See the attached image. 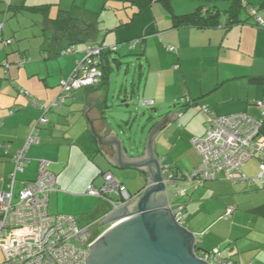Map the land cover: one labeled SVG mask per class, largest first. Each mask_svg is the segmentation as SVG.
Segmentation results:
<instances>
[{"label": "crops", "instance_id": "0c3cea01", "mask_svg": "<svg viewBox=\"0 0 264 264\" xmlns=\"http://www.w3.org/2000/svg\"><path fill=\"white\" fill-rule=\"evenodd\" d=\"M245 2L256 17L241 11L238 19L244 23L227 29L173 28L174 16L190 14L191 5L178 8L173 2L168 9L154 3L141 13L136 8L129 13L123 7L125 13L112 17L113 27L103 31L101 42L96 34L95 43L108 51L102 59V80L75 91L60 111L46 114L48 123L41 126L39 143L28 147L25 170L18 174V181L36 180L40 162H47L57 180L56 190L49 194L48 213L72 215L81 229L90 232L130 202L114 194L118 198L114 201L121 202L114 208L88 196V186L102 189L105 175L110 173L133 197H141L151 174L134 167H116L106 159L116 155L115 146L99 145L90 131L85 107L90 108L95 133L105 130L103 140L110 135L119 141L125 139L121 131L107 130L101 111L108 106H116L115 113L123 116L128 105L134 104L131 109L139 112L158 109V123L167 115L178 114L154 140V155L164 177L169 172L189 175L198 167L201 159L191 141L206 134L213 116L247 114L262 121L258 142L264 147V83L256 80L264 77V27L256 22L257 18L264 20V0ZM62 3L60 8H74V4ZM14 7H23L24 13L32 6L0 0V193L8 191L15 154L26 147L33 128L45 115L33 103L48 107L60 95L62 81L73 74L89 45H94L78 44L84 46L76 45L73 54L59 55V45L47 41L43 27V44L25 45L18 36L20 28L12 27L15 20L21 21L22 14L15 16ZM57 15L58 11L50 18ZM77 16L87 17L81 10ZM98 27L100 30V24ZM167 47L174 52H168ZM148 102L152 104L146 105ZM147 135L139 137L138 149L125 150L128 143L122 144L127 158L146 156ZM259 165V157H254L242 172L255 178ZM179 186L186 191L185 196L178 197L169 185L168 194L155 197L158 202L159 196H165L168 205L154 209L185 206L184 227L199 235L194 251L219 248L222 258H231L235 264H264V187L258 181L234 184L216 179L204 186L191 181ZM229 208L234 211L225 219Z\"/></svg>", "mask_w": 264, "mask_h": 264}, {"label": "built area", "instance_id": "2783aa9c", "mask_svg": "<svg viewBox=\"0 0 264 264\" xmlns=\"http://www.w3.org/2000/svg\"><path fill=\"white\" fill-rule=\"evenodd\" d=\"M253 15L256 17L254 11ZM256 20L259 26L264 27V20ZM166 50L174 52L172 47ZM103 51L100 46L87 49L85 59L77 63L68 79L62 81L60 95L48 107L33 103V106L44 110L45 115L33 128L26 147L15 154V170L10 176L8 191L0 193V264H87L93 245L88 236L90 230L81 229L72 215L48 213L49 194L56 190L57 183L56 176L48 169V163L40 162L38 177L34 181L19 182L17 176L25 170L28 147L39 143L41 126L48 123L46 114L60 111L75 91L94 86L102 80ZM72 53L73 47L63 51L62 55ZM24 63L25 60L18 65L23 66ZM21 93L29 96L24 91ZM145 104L151 105L152 102ZM261 105L264 108V103ZM204 110L209 111L205 107ZM262 124V121L247 114L213 116L206 134L191 141L201 159L198 167L189 175L169 172L165 182L177 190L178 197L186 195V191L179 186L186 181L198 186L216 179L234 184L258 181L264 187V147L258 142ZM257 156L260 159L258 175L248 178L242 168ZM105 183L100 190L88 186L86 194L105 200L114 208L121 202H115L110 195H120L127 200V189L117 183L110 173L105 175ZM171 211L184 227L185 206L178 204ZM233 211L229 208L223 218L229 219ZM196 257L208 264H235L230 258H222L219 248L201 252Z\"/></svg>", "mask_w": 264, "mask_h": 264}, {"label": "water", "instance_id": "95a60500", "mask_svg": "<svg viewBox=\"0 0 264 264\" xmlns=\"http://www.w3.org/2000/svg\"><path fill=\"white\" fill-rule=\"evenodd\" d=\"M115 50V49H113ZM127 66L131 63H125ZM134 105V104H133ZM126 106V113L118 115L116 106H108L102 110L103 120L107 130L113 128L121 131L124 140L116 139L112 135L103 140V132L95 133L93 119L89 116V107H85L86 117L90 121V131L97 137L99 145L113 144L116 155L106 157L114 166L120 168L134 167L148 172L151 178L141 197L128 194L130 204L107 217L98 227L110 226L90 248L87 264H208L198 259L195 254L196 235L191 234L175 219L171 208L155 210L154 208L167 206L165 196L169 185L165 182L164 172L154 155V140L158 133L178 114L167 115L165 121L159 122L158 109L150 112H139ZM127 116V117H126ZM147 132L148 145L144 158H127L121 148L124 142L128 149H138V139ZM90 233V231H88Z\"/></svg>", "mask_w": 264, "mask_h": 264}, {"label": "trees", "instance_id": "16d2710c", "mask_svg": "<svg viewBox=\"0 0 264 264\" xmlns=\"http://www.w3.org/2000/svg\"><path fill=\"white\" fill-rule=\"evenodd\" d=\"M123 3L124 6L132 5L136 6L138 12H142L146 8L152 6L154 3H159L168 9H172L171 0H112ZM198 4L195 12L185 15H175L173 19L172 27L175 29L184 27H194L198 29H208L216 27H224L225 29L237 24H241L238 19V15L241 11L246 10L252 17L253 11L250 10L245 0H224L229 3V7L225 10H220L217 6V2L220 0H190ZM75 8V9H74ZM72 9L60 8L56 18H50L48 15L49 5H38L28 8V11L39 12L44 14V20L42 21L44 36L49 40L59 45V55L63 51L71 47H75L78 44L86 42H94L93 46H102L95 43L96 34L99 30V15L92 13L83 7L74 6ZM79 9V10H78ZM80 10L86 13V18H80L77 13ZM15 16L23 12V7H14ZM226 16V20L222 21V16ZM3 29V25H2ZM1 29V30H2ZM0 30V31H1ZM93 44V43H91ZM103 47V46H102ZM103 56L108 52L107 48L103 47ZM257 82L264 83V77L256 79ZM41 130V129H40ZM10 182V181H9ZM105 201V200H103ZM196 240L199 242V235H196ZM206 251H195V254H200ZM208 252V251H207ZM221 252V250H220ZM222 256V254H221ZM227 259V258H224ZM231 259V258H230Z\"/></svg>", "mask_w": 264, "mask_h": 264}, {"label": "rangeland", "instance_id": "374dc122", "mask_svg": "<svg viewBox=\"0 0 264 264\" xmlns=\"http://www.w3.org/2000/svg\"><path fill=\"white\" fill-rule=\"evenodd\" d=\"M14 4L17 5H29V6H33V5H49V11H48V15L49 17H54L56 16V13L58 11L59 8V4L61 2V0H13ZM174 2V4L176 6H178V8L182 7H186L187 5H191V11H189L190 13L195 12L196 8H197V3L194 1H190V0H171V4ZM64 5L68 6L71 4L83 7L87 10H89L90 12L93 13H97L99 14V20H100V30L97 33L98 36V42H101L103 37H104V30H107L110 27H113V23H112V17L115 18V14L119 12L120 14H124L125 10L128 11L129 13L134 12L133 9H137L136 6H132V5H126L124 6L123 3L118 2V1H112V0H63ZM182 5V6H181ZM106 6V8H105ZM217 6L220 10H225L229 7V3L227 1L224 0H220L217 2ZM126 9H124V8ZM107 8H111V9H107ZM121 11H118L120 10ZM135 9V10H136ZM189 14V13H187ZM21 17V21H17L15 20V22H13L12 24L15 26H12L14 28H20L19 32H18V36L20 38V41H22L23 44H29V45H42L43 44V38H45L43 36V32L41 29V21L44 20V14L41 11H37V12H24L20 15ZM18 17H15V19H17ZM7 24V23H6ZM18 25H20L18 27ZM9 28V26H8ZM47 38V37H46ZM45 40V39H44ZM47 41L50 42L49 38H47ZM47 44V43H46ZM84 45H78V48L83 47ZM86 51V50H85ZM84 59L86 57V52H84L83 54ZM83 59V60H84ZM133 63H135V59L132 58L131 60ZM132 64V63H131ZM127 67V66H126ZM76 69V68H75ZM121 108V107H120ZM148 112V110H146ZM170 191H173L170 188ZM116 195H110L109 197L115 201H118V198L115 197ZM86 222H84V224L82 225L85 226ZM103 232V230H99L96 234H99ZM102 235V234H101ZM100 235V236H101ZM99 236V237H100Z\"/></svg>", "mask_w": 264, "mask_h": 264}, {"label": "flooded vegetation", "instance_id": "af4514ba", "mask_svg": "<svg viewBox=\"0 0 264 264\" xmlns=\"http://www.w3.org/2000/svg\"><path fill=\"white\" fill-rule=\"evenodd\" d=\"M109 227H110V226L105 227V228H99L98 226H96L94 230L92 229V231H91L90 233H88L89 238L92 239L91 241L93 242V245L96 243L97 238H98L101 234H103V233H104ZM101 229L103 230V232H101V233H99V234H96V233H97L99 230H101Z\"/></svg>", "mask_w": 264, "mask_h": 264}, {"label": "clouds", "instance_id": "9594fccd", "mask_svg": "<svg viewBox=\"0 0 264 264\" xmlns=\"http://www.w3.org/2000/svg\"><path fill=\"white\" fill-rule=\"evenodd\" d=\"M96 46H98V45H96ZM89 47H90V46H89ZM89 47H88V48H89ZM100 47H102V46H100ZM73 48H74V47H73ZM88 48H87V49H88ZM102 48H103V47H102ZM86 51H87V50H86ZM74 52H75V49H74ZM61 54H62V53H61ZM72 54H73V53H72ZM67 55H69V54H67ZM146 105H147V104H146ZM148 106H149V105H148Z\"/></svg>", "mask_w": 264, "mask_h": 264}]
</instances>
